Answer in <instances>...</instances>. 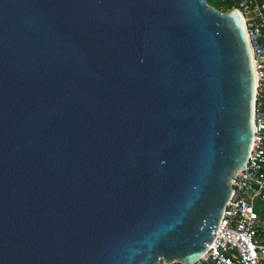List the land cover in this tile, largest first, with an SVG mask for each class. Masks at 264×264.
<instances>
[{
	"label": "water",
	"instance_id": "1",
	"mask_svg": "<svg viewBox=\"0 0 264 264\" xmlns=\"http://www.w3.org/2000/svg\"><path fill=\"white\" fill-rule=\"evenodd\" d=\"M257 86L238 9L0 0V264L197 262Z\"/></svg>",
	"mask_w": 264,
	"mask_h": 264
},
{
	"label": "built area",
	"instance_id": "2",
	"mask_svg": "<svg viewBox=\"0 0 264 264\" xmlns=\"http://www.w3.org/2000/svg\"><path fill=\"white\" fill-rule=\"evenodd\" d=\"M231 1L236 4L232 9L244 17L255 59L254 144L246 167L231 180L233 192L217 225L216 238L194 264H264V222L258 214V206L264 208V1Z\"/></svg>",
	"mask_w": 264,
	"mask_h": 264
},
{
	"label": "trees",
	"instance_id": "3",
	"mask_svg": "<svg viewBox=\"0 0 264 264\" xmlns=\"http://www.w3.org/2000/svg\"><path fill=\"white\" fill-rule=\"evenodd\" d=\"M206 1L211 7L221 12H228L233 7L236 6V4L231 0H206ZM256 1L261 3L264 0H256ZM258 214H259L260 220L264 222V208H261V206H258ZM262 236H263V243H264V234Z\"/></svg>",
	"mask_w": 264,
	"mask_h": 264
}]
</instances>
